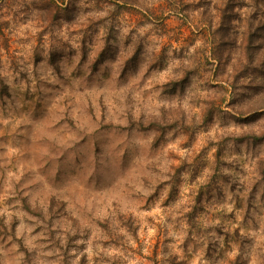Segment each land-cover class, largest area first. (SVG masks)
Returning <instances> with one entry per match:
<instances>
[{
  "label": "clouds",
  "instance_id": "1",
  "mask_svg": "<svg viewBox=\"0 0 264 264\" xmlns=\"http://www.w3.org/2000/svg\"><path fill=\"white\" fill-rule=\"evenodd\" d=\"M0 264H264V0H0Z\"/></svg>",
  "mask_w": 264,
  "mask_h": 264
},
{
  "label": "rangeland",
  "instance_id": "2",
  "mask_svg": "<svg viewBox=\"0 0 264 264\" xmlns=\"http://www.w3.org/2000/svg\"><path fill=\"white\" fill-rule=\"evenodd\" d=\"M231 3H232V0H229V5ZM224 11H226V9ZM181 31L183 33V37H182L183 39H186L187 40V39H190L191 38L192 33L188 30L187 27L182 28Z\"/></svg>",
  "mask_w": 264,
  "mask_h": 264
}]
</instances>
